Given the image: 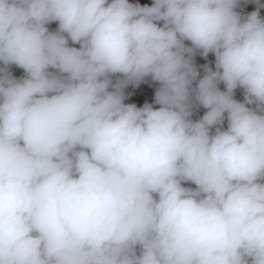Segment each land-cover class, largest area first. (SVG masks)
I'll return each instance as SVG.
<instances>
[{"label":"clouds","instance_id":"obj_1","mask_svg":"<svg viewBox=\"0 0 264 264\" xmlns=\"http://www.w3.org/2000/svg\"><path fill=\"white\" fill-rule=\"evenodd\" d=\"M237 5L0 0V264H264V5ZM149 76L159 108L125 104Z\"/></svg>","mask_w":264,"mask_h":264},{"label":"rangeland","instance_id":"obj_2","mask_svg":"<svg viewBox=\"0 0 264 264\" xmlns=\"http://www.w3.org/2000/svg\"><path fill=\"white\" fill-rule=\"evenodd\" d=\"M130 3L133 4H140L141 6L148 5L151 6L153 3V0H129ZM262 2V0H261ZM258 4L257 7H259ZM260 8V7H259ZM50 31H55L58 27V22H52L48 25ZM70 46L79 47L78 44L73 45L71 41H69ZM198 54V52H197ZM199 55V54H198ZM204 62V65H208L213 70H215V56L210 55L208 58H205L202 60ZM202 70L198 69V72L201 73ZM119 75L113 76L112 80L115 83L118 79H121ZM159 82L153 81L151 77H146L142 82L139 84H128L124 87V103L125 104H135L137 107H143L145 103L152 104L155 101V92L159 88ZM243 91V90H242ZM242 91L238 94H240V97L236 100L243 102L244 101V95ZM235 93V92H234ZM242 94V95H241ZM195 120H199L202 118L204 113L207 111V109L203 108V106H195Z\"/></svg>","mask_w":264,"mask_h":264},{"label":"built area","instance_id":"obj_3","mask_svg":"<svg viewBox=\"0 0 264 264\" xmlns=\"http://www.w3.org/2000/svg\"><path fill=\"white\" fill-rule=\"evenodd\" d=\"M262 3V5H264V0H262V2H261V0H259V4H261ZM257 5H258V3H257V0H238V5H237V7H236V11L243 17V16H246V15H248L249 13H251L252 11H256L257 10ZM259 13H260V16H261V18H264V7H260L259 8ZM162 23V22H161ZM188 42V41H187ZM187 45L188 46H191V42L189 41L188 43H187ZM193 62H194V65L196 66V68H197V70L199 69V70H202L201 72H202V74H199V76L200 77H202L203 75H204V64H203V62H202V60L199 58V55L196 53L195 54V56L193 57ZM0 67H3V64H2V62H0ZM9 71L12 73V75L15 77V78H21V77H23L24 76V70L23 69H21V68H18L17 66H15V65H10L9 66ZM195 83L196 82H194L193 83V86H195ZM219 87H220V89L223 91V90H225L224 89V85L221 83L220 85H219ZM243 89L242 88H237L234 92V98L235 99H237L238 98V96L240 97V94H238V93H240L241 91H242ZM242 93H243V95H244V90L242 91ZM242 95V94H241ZM153 107L154 108H159V105H157V104H155V101H154V103H153ZM195 113H196V111H195V108L193 107V109H192V116H191V119L193 120V121H195ZM223 127L226 129L227 128V120L225 119V121H224V124H223ZM213 131H214V129H213ZM185 187H195V185H193V184H190V183H186L185 185H184Z\"/></svg>","mask_w":264,"mask_h":264},{"label":"crops","instance_id":"obj_4","mask_svg":"<svg viewBox=\"0 0 264 264\" xmlns=\"http://www.w3.org/2000/svg\"><path fill=\"white\" fill-rule=\"evenodd\" d=\"M188 42H189V41H188ZM188 42L185 41V44L187 45ZM198 54H199V52H198ZM210 55H213V54H212V53H209L207 57H204V56H202V55L199 54V58H200L201 60H203V59H205V58H208ZM202 62H203V61H202ZM203 64H204V62H203ZM199 74H202V72L199 73Z\"/></svg>","mask_w":264,"mask_h":264}]
</instances>
